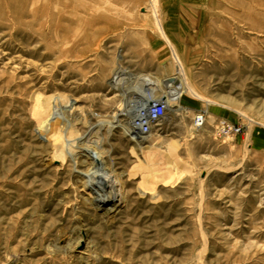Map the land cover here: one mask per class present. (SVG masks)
Here are the masks:
<instances>
[{"label":"rangeland","instance_id":"rangeland-1","mask_svg":"<svg viewBox=\"0 0 264 264\" xmlns=\"http://www.w3.org/2000/svg\"><path fill=\"white\" fill-rule=\"evenodd\" d=\"M118 70L181 81L153 167L99 126L136 97ZM93 170L115 202L87 200ZM0 264H264V0H0Z\"/></svg>","mask_w":264,"mask_h":264},{"label":"bare ground","instance_id":"bare-ground-1","mask_svg":"<svg viewBox=\"0 0 264 264\" xmlns=\"http://www.w3.org/2000/svg\"><path fill=\"white\" fill-rule=\"evenodd\" d=\"M114 80H115L114 81V87H116L117 89L122 88L123 93L125 95L134 94L136 97H134V98L130 97V98L124 99L123 105H122V107H120L119 112H117L113 116H111V118H109V119H111L110 121H108V120L104 121L103 120L99 124V126H105V125L107 126L108 125L110 128H112V127H118L119 128L120 127V128L126 129V131L129 132L130 135H132L138 139V140L136 139L137 144H136V148H134V150H135L134 156L136 158H138L139 162H141V163L145 162V163L149 164L151 167H153L154 165H157V163L154 160V158H155L154 155L156 153L154 155H150V152H149L151 147L148 144L152 140L151 135H145L138 129H132V126L134 125V123L136 121H138V119L140 117V113L143 112L144 110H146V108L148 106L147 104L149 102H153V101H163V103L166 104L167 114H166L165 119L167 121H172L171 113H172V109L175 107V103H176L173 100L177 101L179 99L180 91L182 89L181 81L177 80L178 83H177V81L176 82L175 81H173V82L165 81L164 82V81L158 80L156 77H152V76L151 77L150 76H134V75H131L129 72L123 71V70H118V72L116 73V75L114 77ZM115 85H117V86H115ZM164 86L167 87V90H166V92H163L165 94L159 98H155L154 100L147 101V99H145L144 97L141 96V95H143V92H145L144 91L145 89H153V90H156V92H157L158 90H161L162 87L164 88ZM95 127H97V126H91V127L89 126V128L87 127L89 132H88V135L86 137H84L85 140H83V138H82V139H80V141L73 142V144H71V145L75 146L74 150L72 151V153H74V154H72L71 158L78 157L81 155H85L86 157H89L91 155V152L89 150L90 148H88V147L91 145V138H93V135H95L94 134L95 133ZM138 141L140 143H138ZM64 155L69 156V153H67L65 151ZM153 162H155L156 164L151 165V163H153ZM85 163L86 162L78 161V163H76V164L78 166L79 165L83 166ZM168 164H169V162H166V163L164 162V164L160 163V165H158L160 168L159 169L160 174L157 175V178H156V180L158 182H160L162 180L164 181L165 175L168 172L166 170L169 167ZM146 167H148V166L146 165ZM143 170L144 171L139 170L138 173H140L143 176H146L148 178L149 177L151 178L152 173L148 172L150 170H148V171H146L145 169H143ZM98 172H99V170L98 171L97 170L88 171L86 174H84L80 171L77 172L78 175L84 176V178H85L84 181L83 180L81 181V185H82L81 187H83V189L86 191V193H88L90 196L89 199H87V197H86V199L89 200V202L90 201H93V202L96 201L97 202V201H101V199H104L105 197L107 199H108V197H110L111 201L115 202L114 200L117 197L116 194H118V188H117L118 185H117L116 181L110 180V177L107 174L101 173V172L98 173ZM154 179L155 178H153V180ZM153 180H152V184H153V187H155L156 182H153ZM101 202L105 203L103 201H101ZM113 202H110L109 204L111 205ZM110 210H111L110 208H106V210H104V213L110 214ZM77 245H78V243H77ZM79 247H80V245H79ZM56 249H57V251L62 250V252H64V253L69 251V249L65 248V247H59Z\"/></svg>","mask_w":264,"mask_h":264},{"label":"built area","instance_id":"built-area-1","mask_svg":"<svg viewBox=\"0 0 264 264\" xmlns=\"http://www.w3.org/2000/svg\"><path fill=\"white\" fill-rule=\"evenodd\" d=\"M147 105L146 110L140 113L138 121L132 126V129H138L145 135L149 134L155 126L162 122L167 114V107L163 101H153L149 102ZM203 118V115L197 117V124H200L204 120ZM220 131L224 136H228L230 134L238 133L239 129L223 122L220 125Z\"/></svg>","mask_w":264,"mask_h":264}]
</instances>
